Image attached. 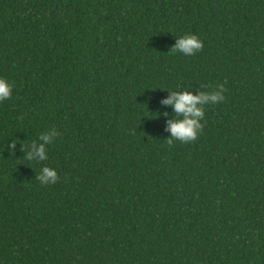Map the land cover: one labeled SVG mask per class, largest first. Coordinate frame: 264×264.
Segmentation results:
<instances>
[{"label": "trees", "instance_id": "obj_1", "mask_svg": "<svg viewBox=\"0 0 264 264\" xmlns=\"http://www.w3.org/2000/svg\"><path fill=\"white\" fill-rule=\"evenodd\" d=\"M0 76V264H264V0H0ZM217 85L168 143L167 90Z\"/></svg>", "mask_w": 264, "mask_h": 264}, {"label": "clouds", "instance_id": "obj_2", "mask_svg": "<svg viewBox=\"0 0 264 264\" xmlns=\"http://www.w3.org/2000/svg\"><path fill=\"white\" fill-rule=\"evenodd\" d=\"M203 41L195 34H185L175 38V44L171 50L182 53L185 56L195 55L203 48ZM179 89V86H177ZM14 85L6 77L0 76V103L8 100L13 93ZM169 95L161 101L164 105H171L175 115L169 118V114L164 112L166 117V130L170 133L168 143L174 140L181 142L194 141L203 128L205 116L204 106L207 104L215 105L223 102L224 86L217 85L212 91L203 90H167ZM161 115V113H158ZM55 129H51L39 135V143L33 142L30 150L24 154L28 160L44 161L48 158L46 147L58 136ZM15 143L9 147L15 148ZM22 150V149H21ZM41 184H55L58 180V173L55 168L43 166L38 175L35 176Z\"/></svg>", "mask_w": 264, "mask_h": 264}]
</instances>
